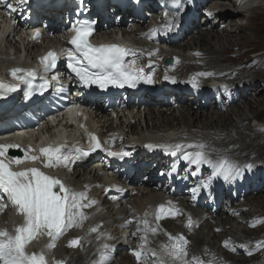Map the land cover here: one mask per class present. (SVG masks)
<instances>
[{
  "label": "bare ground",
  "instance_id": "bare-ground-1",
  "mask_svg": "<svg viewBox=\"0 0 264 264\" xmlns=\"http://www.w3.org/2000/svg\"><path fill=\"white\" fill-rule=\"evenodd\" d=\"M15 1L9 0L13 6L20 7V0ZM146 1L151 5L145 2L146 9L150 10L145 21L153 17V12L155 15L160 14L161 6H165L167 16L157 15L159 19L156 20L162 26L152 25L151 22L142 27V23H138L133 27H121V31L134 38L133 42L137 45V63L141 64L144 70L148 67L150 72L146 75L152 77V83L156 85L165 80L180 92L175 94L169 89H162L164 98L148 96L149 104L144 115H134L132 118L128 116V122L122 119L118 122L111 121L106 127L107 133L118 132L120 136L133 139L132 143L139 146L159 140L173 141L175 135L184 142L170 160L159 153H171L169 147H164L168 146L167 144L153 145L157 147L150 148L159 150L152 154L148 162L158 164L156 173L152 170V164H146L139 166V177H122L118 184L104 186L100 184V175L96 170L86 165L79 166L78 161L68 168H43L42 161L34 162L35 165H31L33 162L20 165L17 170L38 167L74 190L86 191L89 197L96 201L92 207L84 210L88 219L84 221L83 226L69 229L56 244V248L67 250L65 254L70 250V247L66 246L71 240L79 239L80 246L72 247L68 258L63 256L64 250L60 251L62 254H58V250L53 253L54 261H60L62 264H88L91 259L96 258V264L101 251L109 252L117 247L110 264H115L113 258L117 261L116 264H138L136 257L132 255L134 243L142 242L138 239L140 233L136 232V218L139 214L145 216V213H148V220L156 226L154 214L160 205H165L173 207L174 210L178 209L179 214L174 218L168 217L159 221L158 234H149L152 246L167 243V234L183 235L189 241V259L195 256L205 262L214 260L215 264H264V248H255L257 242L264 241V121L261 119L264 109L258 110L264 105V48L252 53L254 55L250 54L260 42L249 40V33L251 32V35L252 31H255L256 35L264 34V0H239L238 3L236 0H177V6L185 11L182 18L169 7L175 0ZM107 2L116 5L118 0ZM136 2L143 4L140 0ZM203 6L213 12L214 19H206L203 15L202 23L196 26L193 20L195 15L190 12H198L197 8ZM111 10L117 16L127 13V8L123 11L119 7ZM249 11L252 15L248 16ZM245 17V22H242ZM255 20H260L262 24H258L263 27H255ZM169 22L179 25L177 31L176 28L172 29L171 35L165 32V26ZM2 26L8 30L10 22H4ZM9 38L11 36L4 40L5 45H0V71L2 68L9 70L11 55L18 52L17 42L14 41L12 45ZM251 44H256L253 49L246 46ZM234 45L239 47L238 51L241 50L239 53L233 48ZM163 46L168 47L169 51L166 52ZM36 47L30 44L26 46L29 56V51H35ZM9 51H14V54ZM220 53H228L227 61L233 65L232 68H228V63H222L228 67L215 65ZM169 55L174 58L171 60L173 64L163 66L162 60ZM243 60L245 61L241 62ZM200 73L207 75L201 76ZM166 76L168 79H165ZM173 79L175 83L172 82ZM215 80L219 81V85L210 87L208 82ZM199 98L206 99L207 103L201 105ZM172 99L178 103L172 104ZM225 118L231 119V122L222 124L221 121ZM92 119L94 123H101L102 129L109 122L108 116H99L98 113L91 114L90 120ZM250 121H257L258 124L251 126ZM114 123L116 124L113 125ZM43 127L34 129L38 140L34 143L30 141V146L36 150L32 155H38L39 148L51 144L52 137L49 132H42ZM54 130L58 131L57 128ZM10 137L13 138L12 142L5 144H19L16 135ZM214 137L219 140L215 141ZM199 144L210 146L208 151L214 161L226 156L241 166L251 164L252 168L244 171L242 178L232 182L215 179L210 188L213 198L211 196L203 201L201 196L209 187L201 188L195 196L192 189L202 180L208 179L212 169L204 166L199 174L192 175L193 166L186 164L182 159L185 153H194L197 150L195 146ZM114 146V143L106 142L102 145V151L108 155L107 152L113 151ZM25 154L21 145L19 148H10L6 153L8 157L20 158ZM166 155L170 157V154ZM159 171L163 175H159ZM202 175H205L203 179ZM187 182L193 183L190 190L185 186ZM129 186L131 190H128ZM107 187H111L112 191L108 192ZM218 193L227 202L226 207H221L216 202ZM113 196L116 199H112ZM169 201L172 202L171 205L168 204ZM0 217L1 224L6 226L9 232L13 230L14 225L22 223L20 216L12 211L2 212ZM189 217L192 221L191 228L187 226ZM128 221L133 223L128 224ZM123 222L133 230L129 229V232L125 233L126 240L120 241L125 229ZM233 222L248 229L239 230ZM253 224L256 226L252 227ZM93 227H96L98 232H91ZM103 232L108 234L107 249L98 245ZM39 239L44 243L42 237L34 241ZM226 241L230 242L227 248L224 246ZM127 248L131 251L129 254L125 252ZM233 248V254L229 253ZM248 250L253 254L247 255Z\"/></svg>",
  "mask_w": 264,
  "mask_h": 264
},
{
  "label": "snow or ice",
  "instance_id": "snow-or-ice-1",
  "mask_svg": "<svg viewBox=\"0 0 264 264\" xmlns=\"http://www.w3.org/2000/svg\"><path fill=\"white\" fill-rule=\"evenodd\" d=\"M10 13L18 9L13 6L9 0H3ZM21 4L28 3V0H20ZM178 14V13H177ZM15 22V21H13ZM167 31H172L175 24L169 22L166 26ZM94 21L86 17L76 19L70 28L74 33L69 41L72 48L67 49L66 67L76 81L83 87L96 86L101 90L108 87L135 88L140 83L151 84L152 77L145 75L141 68H137L136 59L128 60L134 57L136 53L118 45L94 46L90 43V37L94 34ZM39 32L33 34V38H38ZM151 55V53H150ZM43 65V76H40L35 70H26L14 68L10 75L19 83L25 85V99L30 100L34 95H43L49 88L47 74L56 69L58 56L55 52H48L40 60ZM199 75L205 76L206 73ZM37 78L40 79L38 85L33 84ZM56 79L55 76L52 77ZM165 79H168L166 76ZM175 83V80H172ZM195 84V81H193ZM15 84H7L0 81V99H6L11 93L16 92ZM63 91V88H61ZM79 114V113H78ZM91 147L87 150L80 146L69 145L67 142L41 147L38 155H32L36 151L31 146L25 150L23 158L8 157L6 153L10 148H19V144H0V213L6 207L11 206L16 213L23 218V222L14 225L13 230L0 229V264H49L45 252L29 253L28 245L39 237H48L50 243L47 249H54L56 242L71 228H80L84 221L88 219L87 208L92 207L96 201L92 200L86 191L78 192L66 185L59 178L50 176L38 167H30L22 170L19 166L26 162L42 161L43 168H68L72 163L87 158L92 152L102 148V144L95 135L89 136ZM149 148L157 146L147 145ZM165 148L171 146H164ZM179 147V146H176ZM194 153H185L183 161L193 166L192 175H197L204 166L212 169L208 179L192 189L195 196L201 188H207L217 179H223L225 182H232L242 178L244 171L251 170L252 165L241 166L226 156H221L218 160L211 158L209 147L205 144L196 145ZM110 156L124 158L129 155L128 152L108 151ZM166 154H174L167 153ZM120 191V189H117ZM112 199H116L115 196ZM172 204L171 201L168 202ZM179 214V210L173 207L160 205L154 214L156 226L148 220V213L137 223V233H143L141 239L143 243L140 249L133 250L132 255L136 257L138 264H215L214 260L205 262L204 260L193 256L189 259L188 244L189 241L183 236L168 235V242L159 246L160 250L148 249L145 252L149 240L148 235L158 234L159 221ZM128 224L133 221H128ZM192 227V221L189 217L188 225ZM255 227L256 225H251ZM91 232H98L96 227L90 229ZM136 233H134L135 235ZM99 238H103L101 235ZM228 241L224 246L229 247ZM79 239H73L68 247H79ZM107 244L103 249H107ZM247 247V246H242ZM257 250L264 248V241L257 242ZM235 250V248H233ZM247 255H252L248 250ZM55 264H62L56 261ZM96 264H110V256L106 251L100 252V257Z\"/></svg>",
  "mask_w": 264,
  "mask_h": 264
},
{
  "label": "rangeland",
  "instance_id": "rangeland-1",
  "mask_svg": "<svg viewBox=\"0 0 264 264\" xmlns=\"http://www.w3.org/2000/svg\"><path fill=\"white\" fill-rule=\"evenodd\" d=\"M12 1V0H11ZM14 2H16L15 0H14ZM145 2L147 3V4H149V5H151L150 4V2H148V1H146L145 0ZM239 2V0H236V3H238ZM152 3V2H151ZM206 5V4H205ZM232 4H230V6H231ZM204 8L206 7V6H203ZM203 7H200V8H203ZM200 8H197L198 9V12H190V14L192 15H195L194 16V18H193V20H194V23H195V25L197 26L198 24H200V23H202V20H201V18H202V16H203V14H202V10H200ZM148 12H150V10L148 11ZM157 12H159V10H157ZM175 13H176V11H174ZM251 11H249L248 13H247V15L249 16V15H252L251 13H250ZM155 12H153V17L152 18H149V19H147V21H145V22H143L142 24H141V26L142 27H146V25H149L151 22H153V21H156L157 19H159V16H157V15H164V17H166L167 16V14H166V8H165V6L164 5H162L161 6V12H160V14H154ZM120 16V15H119ZM246 18L247 17H245V18H241L242 20V22L244 21L245 22V20H246ZM190 19V18H189ZM261 23V21L260 20H255V27L256 26H258L257 28H262L263 26H261L260 24H258V23ZM152 25H158V24H160V26H162V24L161 23H159L158 21H156V22H154V23H151ZM262 24V23H261ZM126 25H128V24H125V26ZM129 26V25H128ZM173 28H176V30L175 31H177L178 30V28H179V25L178 24H175V27H173ZM166 33H167V35H171L172 34V31H167V28H166V31H165ZM170 32V33H169ZM253 33L250 35V33H249V40H251V39H255L256 41H258V42H260V44H258L257 45V47L254 49L255 51H252L250 54H252V53H257V51L258 50H260V49H263L264 48V34H260V35H256V32L255 31H252ZM245 33V32H244ZM238 36H239V34H237ZM252 37V38H251ZM9 39H11V41L12 40H14L13 38H9ZM255 45L256 44H251V45H246L247 47H249L250 49H253L252 47H255ZM39 46L37 45V47L36 48H38ZM4 48V47H3ZM221 48H222V46H221ZM234 49L236 48V51H237V53H239L241 50H239L238 51V49L237 48H239V47H235V45H234V47H233ZM252 55H254V54H252ZM228 57H229V55H228V53L226 54V53H220L219 54V58H218V61H217V63L215 64L216 66H219V65H221V66H224V67H228L227 65H224V64H222V63H228L229 64V62L227 61L228 60ZM245 60H243V61H241V62H244ZM230 66L228 67V68H232V66L233 65H231V64H229ZM189 84V83H188ZM187 96H190V94H186ZM187 98V97H186ZM170 99V97L168 96L167 97V100H169ZM184 99V98H183ZM185 100V99H184ZM199 101H202V103H201V105H204V104H206L207 103V100L206 99H202V98H199ZM176 103H178L177 101H174L173 99H172V104H176ZM251 104H252V102H251ZM253 105V104H252ZM251 105V106H252ZM168 106V105H167ZM174 106V105H173ZM151 107V105L150 106H148V108H150ZM176 107H178V105L176 106ZM253 108V107H252ZM263 110L264 109V105H262V106H260L259 108H258V110ZM262 116H261V119L264 121V113L263 114H261ZM230 117L231 118H233L232 117V115H230ZM263 117V118H262ZM225 120V121H224ZM114 121V120H113ZM223 121V122H222ZM221 121V123L222 124H224V123H229V121L231 122V119H228V118H225V119H223ZM255 123V124H254ZM258 123H257V121H250L249 122V125H251V126H255V125H257ZM263 125V127H264V123L262 124ZM140 126H142V125H140ZM183 129H185V128H183ZM255 131H257V130H255ZM257 132H260V131H257ZM210 137V136H209ZM211 138H212V136H211ZM210 139V138H209ZM214 139H215V141L217 140H219L218 138H215L214 137ZM31 165H35L34 163H31ZM82 172V171H81ZM203 177H202V179L205 177V175H202ZM220 183V182H219ZM206 196H207V194H205ZM223 199V200H222ZM202 203V202H201ZM227 204V202H225V200H224V197H222L221 198V202H220V205H221V207H226L225 205ZM223 205V206H222ZM228 210L230 209V207H228L227 208ZM220 213V212H219ZM233 224H234V226H237L238 228H239V230H247L248 228H246L245 226H243V225H237L236 224V222L234 223L233 222ZM81 233L83 232L82 230L80 231ZM44 239H46V241L47 242H49V240L45 237ZM64 243H62V245H63ZM64 246V245H63ZM66 247H68V246H66ZM234 247V246H233ZM59 250V253L58 254H62L60 251H63L62 249H60V247H58V248H54V249H51V254H52V258H53V253L54 252H57ZM66 250V249H65ZM65 250H64V253H63V256L65 257V258H68L70 255H71V252H72V247H70V250H68V253L67 254H65ZM231 250V249H230ZM229 250V251H230ZM67 251V250H66ZM233 249L229 252V253H232L233 254ZM125 252L127 253V254H129L131 251H130V249L129 248H127V250H125ZM32 253H35L34 251L32 252ZM95 260H96V258H93V260H92V262L90 263V264H94L95 263ZM113 263H117V261H115V259L113 258Z\"/></svg>",
  "mask_w": 264,
  "mask_h": 264
},
{
  "label": "clouds",
  "instance_id": "clouds-1",
  "mask_svg": "<svg viewBox=\"0 0 264 264\" xmlns=\"http://www.w3.org/2000/svg\"><path fill=\"white\" fill-rule=\"evenodd\" d=\"M185 130V129H184ZM38 241H36V246L40 249V245H41V243H42V241H39L38 243H37ZM35 245H32V251H34V246ZM53 264H55V262H53Z\"/></svg>",
  "mask_w": 264,
  "mask_h": 264
},
{
  "label": "water",
  "instance_id": "water-1",
  "mask_svg": "<svg viewBox=\"0 0 264 264\" xmlns=\"http://www.w3.org/2000/svg\"><path fill=\"white\" fill-rule=\"evenodd\" d=\"M171 63V59H168L167 61H166V64H170Z\"/></svg>",
  "mask_w": 264,
  "mask_h": 264
}]
</instances>
